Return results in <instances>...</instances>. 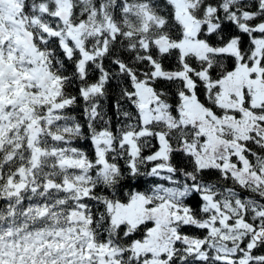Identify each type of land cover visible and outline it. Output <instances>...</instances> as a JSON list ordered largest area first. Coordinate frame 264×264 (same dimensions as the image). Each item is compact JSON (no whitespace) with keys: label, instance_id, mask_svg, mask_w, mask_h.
<instances>
[{"label":"snow or ice","instance_id":"6c2138e0","mask_svg":"<svg viewBox=\"0 0 264 264\" xmlns=\"http://www.w3.org/2000/svg\"><path fill=\"white\" fill-rule=\"evenodd\" d=\"M0 264H264V0H0Z\"/></svg>","mask_w":264,"mask_h":264}]
</instances>
